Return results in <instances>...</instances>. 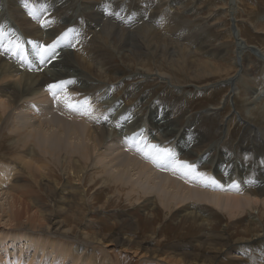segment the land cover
<instances>
[{
    "label": "rangeland",
    "instance_id": "1",
    "mask_svg": "<svg viewBox=\"0 0 264 264\" xmlns=\"http://www.w3.org/2000/svg\"><path fill=\"white\" fill-rule=\"evenodd\" d=\"M24 1L25 4L19 7L18 5L12 4L11 0H0V23H2L1 27H3L4 32L8 31L9 29L13 30V34H8L10 39H15L18 36L19 38L21 37V41H27V52H29V54L31 53V55H33L34 57L36 55L33 49V44L29 43V41L35 42L36 44L51 45L54 41H57L58 39L60 40V44L57 47L56 54L54 56H49L42 64V66L43 68L45 67L44 69L48 70L50 68L49 63H54L58 60H64V62L76 64L77 73L83 76V78L78 81V86L82 85L84 89H86V91L85 94H83V97L82 93H79L78 89H72L71 91L66 90L72 102L77 101L79 98H83L82 102L85 99H88L91 108L96 111H103V109H107L108 111L112 108L109 113V118H111V120H114L116 117L117 120L120 119L119 113H117V111L121 108L122 112H125L124 114L126 115V119L123 120L126 130H129V132L133 131V125L137 124L138 126L141 125L139 129L147 128L146 135H148V132L150 131V109L151 106H154L156 109L154 113L157 115V117H168L169 114L171 115L173 119L172 121H170V123L172 122L175 125L177 124L176 127L180 129L178 130L183 131V138L186 137L187 139H185V142L194 140L190 144L195 145L196 154L205 153L211 155L212 157H217L221 163L225 164L227 168L231 167L235 169L236 172H238V170H240L241 168H247L248 176L244 177L246 178L245 180L242 181V179L244 178H238L237 173L234 175V178H236V181L240 182L241 184L245 181V189H249L248 191H252V193L256 192L258 194V190L256 189L255 184L256 182H261V177L264 175V62L261 59H258L254 52H251L249 50L243 51L237 44L233 36V31L237 30L236 32L240 34L239 37L241 39L244 40L245 37L244 41L246 43L249 42L248 44L254 46H256L257 43L259 49H262V51L264 52V0H213V2L212 0H132L133 6L136 3L149 9L146 16L149 21L151 20L150 13L155 7L157 9L159 7H165L166 9H168V11H170L171 15H173L174 17L173 19L167 20L169 22V30L171 31V33L160 29L158 21H160L161 17L158 16V14L155 17L157 19L156 22L150 21V23H148L150 24V28L153 30H149L150 32L148 30L147 32L143 30V32H139L135 36H125V43L123 44L125 46H121L120 49H115L114 47L115 45L113 44V33H111L110 36H106V34H103L102 31L105 30V26L103 27V23L101 24L103 30L101 29V32L98 35L89 33L90 31H86L89 28L90 19L81 12L83 5L87 1H92L95 3L103 2V0H62L60 1V4L55 0H23L22 2ZM234 1H237L238 6L237 8H235V10L238 9V11H234L231 9L230 3ZM63 2L65 3V6L63 5ZM238 3L242 4L239 5ZM28 4L32 5L33 11L38 6H43L45 8L44 14H38L34 19L33 12L25 11V8ZM218 5H220V7H222L223 9L219 8ZM245 6L248 9H246ZM251 6L254 8L251 9ZM126 8L129 12L128 14L130 15L129 20L132 19L134 21L140 17L139 24H142L143 21L147 20L143 14V16H141V11L143 10H139V12H136L137 8L135 6L134 8L131 7V5H129V1L128 3H126ZM230 11H233V13L230 14ZM145 13L146 12L144 11V14ZM141 17L145 20H141ZM42 21H47L48 23L45 26H42ZM110 21L126 26V28H128L130 24H132L129 23V21L126 19L125 21L127 22V24L121 23L120 17L117 15H115ZM252 23H255L257 25H252ZM62 26H64V28ZM74 26H79L77 27V31H79L78 34L71 33L70 30ZM83 26L84 29H86L85 31H81ZM184 29H187V31L180 35L178 37V40H180L181 43L184 44V47L187 48V51L191 55V57L187 58V66H184L183 63L178 60L177 56L179 51L177 53V48H175L177 38L174 34L182 33ZM238 29L240 31H238ZM59 30L61 31L59 33V37L56 36L55 38L51 39L52 41L49 40L50 37L48 36L53 32ZM156 31L160 34L162 33L161 35L163 37L166 36L165 38L168 39L167 42H169L171 45L168 50L164 47L160 38L155 37ZM66 33L67 35L65 36ZM1 37L3 36H0V38ZM151 39L153 42L151 41ZM138 41L142 46L138 44ZM6 42L7 41H5V43ZM232 47H235V49H233ZM141 49L143 51H141ZM88 50L90 52H88ZM165 50H167V52ZM240 51L241 53H244L241 54ZM127 52L129 54H127ZM151 52L152 55H149L151 54ZM170 52L171 54L175 53V55L170 56ZM119 53L120 55H118ZM31 55L30 57L32 59ZM160 60H165V68L159 63ZM37 61L40 62L38 58ZM157 63L158 65L156 66ZM202 63L206 65H203ZM215 63L217 64L214 65ZM27 65L31 66L32 64L28 63ZM35 65L38 67L36 63ZM97 65L99 66V68ZM242 66L244 67L243 76L247 75L246 77L241 76L242 74L240 72L242 71ZM147 67H149V70L146 69ZM174 67L175 70L173 69ZM166 68L168 69L167 71ZM206 68L209 69L206 70ZM228 68L230 69L227 71ZM217 69L220 70L219 73H215V70ZM176 70L177 72H175ZM196 70L197 72L195 73ZM235 70H237V72ZM157 71H159V73L161 74H159ZM211 71H213L214 74L207 75ZM153 72L154 74H151ZM168 72L171 74L175 73V76H169ZM156 73L162 76L163 79L160 78ZM162 74H164V76ZM84 75L86 77H84ZM233 76L237 78L234 79L233 84L236 85L238 83V85H236V88L238 90L235 89L232 95L233 97L230 96L228 98L226 96L229 95L231 88L230 85L225 81L233 78ZM174 79H176V81ZM218 79H220L221 81ZM168 81H172L171 83L169 82L170 85L168 84ZM178 81L180 84L178 83ZM188 81H190L191 83H189ZM48 94L50 96V90L45 93V95ZM224 97H226V99ZM61 99H63V97ZM54 100L55 99L51 94V97L49 98L50 104ZM115 103L120 105L119 109H116L114 105ZM103 105L104 107H102ZM49 109L50 108H47V111L42 113L43 119H51L52 115L49 113ZM207 109H209L210 111ZM235 110L238 112V114H236L237 119L243 117V119H248L247 121H250L249 123L252 124L251 131H249V129H247L248 127L244 126L243 123H239L237 120L233 119L229 122L227 121V116L231 115ZM160 112L162 113V115L159 114ZM240 112L242 115L240 114ZM114 113H117V115ZM200 113L207 114L208 116L199 118V116L201 115ZM252 116H255V119ZM134 120H136V122ZM10 122L11 121L9 120V123ZM225 124L226 127L223 131L221 125ZM111 125L107 126V131L110 132V134H113L115 127ZM261 125L262 127H260ZM254 126L256 129L260 128L258 132H255L256 129L254 128ZM124 127L118 130L121 131V135L126 134V132L122 130L124 129ZM2 128H6V124ZM141 131L143 132L144 130ZM252 131L255 133H253ZM7 134H9L8 129H3L2 131H0V137L2 141H5V135ZM147 138H150V135H148ZM238 141L239 143H237ZM157 142L158 140L152 141V139H150L147 145H158L160 148L170 149L172 151H175L179 157L193 163L192 160L195 158H186L187 154H184V152L180 153V148L176 144V141H173L172 139L170 141L166 140L163 141V144H158ZM123 144H125L126 146H124ZM123 144L113 149L114 152L110 155H113L112 158H117L118 156L121 160L123 157H125V155H128L130 153L134 154L138 158V156L140 155V151L137 152V148L133 149V151L128 150V148H131L132 146L136 147V144H134L132 141H127ZM143 146H145V142L140 145V147ZM11 149H13V147H8L7 142H5L4 147L2 145L1 152L3 153H0L4 154L5 151L4 159L7 163H9L10 160L13 161L12 159L15 160V158L11 156ZM117 152L119 153V155ZM120 155H122L123 157H120ZM53 168L54 170H52V172H49L50 170H47L44 174L45 176H42L43 172L37 173V192L32 191V188H34L35 184H33L34 180L29 175L18 174L19 176L13 179L15 181L16 179H18V182L16 184L19 183L23 185L24 183L26 188L28 187V190L32 192L31 194H33V196L37 195L40 197L37 198L38 201L34 197L29 198L30 207L39 212V214H43L46 217H49L48 219L52 218V215L53 218H56V220L58 221H61L62 219V231H64L69 237L74 238L75 242L88 241L85 240L86 237H84L85 235H87L90 236L89 239L93 241H97L98 238L96 239V236L101 239L104 238L103 240H110L114 237H118L121 240L129 241L132 243L130 245L132 247L131 250L124 253L123 255H118V257V249H114L113 246H111L110 248L108 247L109 250L106 253H104L105 249L97 248L95 251V253L97 254L96 256L94 252L90 254H93L94 258H96V261L99 264H104V257L107 256V258H110L114 262L117 261V258H120V264H157L152 260L143 262L144 259L142 260V258L151 256L152 254H158L159 256L157 258L162 259L161 256H164L165 254H173V252L175 255L183 254L184 256L188 253L187 259H185L184 257L183 261H188L190 259L188 257L190 256L195 259L196 255H198V257H202L204 260V258L209 255H215V253L217 252H223L224 254L221 255V258H219V260H217L216 262L214 261V264H264V209L259 214H254L253 211L247 207L246 210H244V213H240L241 215L237 213L231 216L229 214L228 216L227 211H222L209 204H188V209L192 207L204 213L203 217H205V222H207L209 225L207 223H204L203 225H200L201 228H199L195 227V225L191 222L193 219L189 214L187 215V218L184 214H182L184 210L183 208L185 207H180V209L174 208V210L172 211V216L170 217L172 219H170L169 216H167L168 211L160 203V200H158V196L157 198H155L152 195H143L142 192L141 195L137 193L129 194L128 191L131 190V185H125L121 189L124 190V192L122 194H119L120 191L119 189H117V184L120 183H116V186L113 183L104 185L102 183V180L104 179L102 178L104 177L103 174L101 175L100 173H95L94 169L89 170L88 174L86 175L87 179L84 181L81 179L82 181L80 180V182L73 179L75 177L73 172H68L67 170L63 169V166L61 167L59 164H57L53 165ZM199 168L206 171V173L211 178H216V181L220 180L221 183L225 182L228 177V174L223 169L218 171L216 168L212 167L209 164H206L204 165V167ZM93 179H95V181ZM66 181L69 182V186H74V188L76 189L74 193H76L75 195L79 196L77 199V204L73 205V207H68L65 204L66 207L64 206L65 208L61 209V207H59L60 204L58 202H54V197L57 196L58 193H62L61 189H63V185ZM94 182H98V184ZM57 189L58 192H56ZM97 192L100 194L98 195ZM84 196H86V198ZM79 202L81 204H78ZM3 203L6 205L5 200H0V210L2 209ZM157 206L158 209L161 208L162 210H158L156 208ZM260 206L261 205L258 204L257 207L259 208ZM152 213L158 215L153 217ZM222 214L224 215V217ZM6 215L0 212V236L7 234L8 232H12V234L14 233L13 228L15 227H12V223L6 221ZM64 215L66 216V218L64 217ZM229 217L232 218L230 219ZM253 217L259 219L261 223L254 222ZM231 222L233 223L234 227ZM253 225L256 227H253ZM257 228L258 230H256ZM241 229L243 231L245 230V233L242 232ZM56 231H58V229ZM232 234H234V236ZM230 235H232V237ZM256 235L261 236L256 241L258 242L259 240H261V244L258 245L255 242H252L250 244L246 243L247 241L257 237ZM220 241L222 242L220 243ZM242 241L244 243H242ZM135 242H140L142 247L136 245ZM74 243L73 239H68V242L64 244H70L69 246H73L72 244ZM246 244L253 247L255 246L258 251L252 249L246 251L244 248H241L248 247ZM230 245H235V248H230ZM148 247H152L151 249L155 252H153L152 254L148 252L146 253L147 250L145 248L148 249ZM13 248L14 246H10L9 244L8 251L6 252L8 254H12L11 252H13ZM135 249H138L139 251L136 256L132 251ZM131 251L133 252V254ZM29 252L27 253L29 254L28 257L32 256L31 254L34 253V251L31 253ZM73 253L77 255L75 252ZM226 256H228L229 258ZM235 256H237V258ZM223 258H225V260ZM45 260L49 261V259ZM84 260L85 256L81 255L76 257L75 259H72L71 263L76 262V264H82ZM194 262H196V264H199L196 260H194ZM212 262L213 261H210L206 264H213ZM71 263L67 261L65 264ZM89 264L92 263L89 262Z\"/></svg>",
    "mask_w": 264,
    "mask_h": 264
},
{
    "label": "bare ground",
    "instance_id": "2",
    "mask_svg": "<svg viewBox=\"0 0 264 264\" xmlns=\"http://www.w3.org/2000/svg\"><path fill=\"white\" fill-rule=\"evenodd\" d=\"M22 1L23 0H11V3L14 5H18L20 7L21 5L25 4V1L24 2H22ZM55 1L60 4V1H62V0H55ZM128 1H129V5H131V7L134 8V6H135L137 8L136 12H139V10H143V11H141L142 12L141 16L144 15V17L147 19L146 16H147V12L149 9H147L144 6H141L139 4H136V3L133 6L132 0H127V1L103 0V2H95V3L92 1H87L83 5L81 12L83 14H85V16L89 17L90 25H89V28L87 30L84 29V26H85L84 25L82 27L81 31L86 30V31H90L89 33L98 35L101 32V29L103 30L102 25H101L103 23V27L105 26V30L102 31L103 34H106V36L107 35L110 36L111 33H113V44L115 45L114 47H115V49L116 48L120 49L121 46H125V45H123L125 43V41H124L125 36H130V35L135 36L139 32H143V30H145L146 32H147V30L148 31L153 30L150 28V24H148V23H150V21L156 22L157 19L155 17L159 14L158 16L161 17L160 21H158L160 29H163L166 32L171 33V31L169 30V22L167 20L173 19L174 17H173V15H171V12L168 11V9H166L165 7L164 8L159 7L157 9L155 7L153 9V11L150 13L151 20L149 21L147 19L146 21H143L142 24H139L140 17L138 19L136 18L137 20H134V21L132 19H131L132 21L129 20L130 15L128 14L129 12L126 8V3H128ZM64 2H63V5L66 3V2L65 3ZM212 2H213V0H212ZM226 4H227V2H226ZM230 4H231L232 10L238 11V9L235 10V8H237V6H238L237 1L231 2ZM240 4H242V3H240ZM247 5H248V3H247ZM218 6H219V8L223 9L222 7H220V5H218ZM245 8H246V6H245ZM252 8H254V7L251 6V9ZM32 9H33L32 5L28 4L25 8V11L33 12L34 19L36 18V16L38 14H44V12H45V8L43 6H40V7L38 6L36 9H34V11ZM217 9H218V7H217ZM246 9H248V8H246ZM144 11L146 12L145 14H144ZM220 12H222V11H220ZM231 13H233V11H230V14ZM115 15L120 17L121 23L127 24V22L125 21V19H126L129 21V23H132V24H130V26L128 28H126V26L116 24V23L110 21ZM247 18H248V16H247ZM141 20H145V19H143L141 17ZM134 25H136V26H134ZM252 25H257V24L252 23ZM1 26H2V23H0V29H3V27H1ZM62 27L64 28V26H62ZM77 27H79V26H74L70 30L71 33L78 34L79 31H77ZM67 28H68V26H67ZM233 29H234V26H233ZM60 30L55 31L52 34H50L48 36V37H50V39L49 38L48 39L51 40V39L55 38L56 36L59 37V35H60L59 33L62 31V30L61 31ZM226 30H228V29H226ZM157 31L155 32V37L160 38L164 47L168 50V48L171 47L170 43L167 42L168 39L165 38L166 36L163 37L161 35L162 33L160 34ZM186 31H187V29H184L182 33L174 34L175 37L177 38V42H176V46H175V48H177L176 52L178 53V51H179L177 58L179 61H181L183 63L184 66H187V58L191 57V55L187 51V48L184 47V44L181 43L180 40H178L179 39L178 37L180 35H182L183 33H185ZM236 31H233L234 32L233 36H234L237 44L240 46V48L243 51L249 50L251 52H254L255 55L257 56V58L261 59L264 62V52L262 51V49H259V47L257 46V43H256L257 40L255 41L257 47L254 45L248 44L249 42L246 43L244 41L245 37H244V40L241 39L239 37L240 34H238ZM238 31H240V30L238 29ZM4 33L6 35H4L3 37L0 38V41H3V42L10 39L8 34H13V30L9 29L8 31H5ZM97 38H99V37H97ZM15 39H12V40H15ZM104 39H105V37H104ZM151 41H152V39H151ZM169 41H170V39H169ZM22 42L24 43L25 47H27V41H22ZM115 42L118 44H116ZM260 42H261V40H260ZM138 44L140 45L139 41H138ZM147 44H149V43H147ZM140 46H142V45H140ZM140 48H142V47H140ZM232 48L235 49V47H232ZM156 49H157V47H156ZM156 49H155V51H156ZM167 50H165V51L167 52ZM141 51H143V50L141 49ZM70 52H72V51H70ZM88 52H90V51L88 50ZM240 53H241V51H240ZM242 53H244V52H242ZM80 54H82V53H80ZM83 54H89V53H83ZM127 54H129V53L127 52ZM30 55H31V53L29 54V52H27V58H28V60H30V63L32 64L31 66H28L27 65L28 63H25L24 61L20 60L19 58L13 57V56H11V54H5L2 51H0V131H2L3 129L9 130V134L5 135L6 139L3 137L5 139V141L4 140L2 141V139L0 137V152L2 151L1 150L2 145L4 147L5 142H7L8 147H13V149H11V154H12L11 156H13L15 158V160L12 159L13 161L10 160V162L7 163L4 159L5 151H4V154H1L3 152L0 153L1 154L0 155V200H5V203H6V205L4 203L2 204V209L0 210V212H2V214H5V215L7 214L6 215V218H7L6 221H9L10 223H12V227H15V228H13L14 229L13 234H12V232H8L7 234L0 236V251H1L0 252V264H65L67 261L71 263L72 259H75L76 257L81 256V255L85 256L84 262L83 263L81 262L82 264H89V262H91L92 264H99L96 261V258H94L93 254H90L93 252L95 253L97 248L98 249H105L104 253H106L109 250L108 247L110 248L111 246H113L114 249H118L117 257H118V255H123L124 253L131 250L132 247L130 245L132 243L129 241L121 240L118 237H114L113 239H110L111 240L110 241V240H103L104 238L101 239V238L96 236V239L98 238L97 241H93V240L89 239L90 236L85 235L84 236V237H86L85 240H88V241H82V242L76 241L75 242L74 238L69 237L68 235H66V233L64 231H62V227H61L62 219H61V221H58V220H56V218H53V215H52V218L48 219L49 217H46L43 214H39V212H37L36 210H34L30 207V205H29L30 199L29 198L34 197L37 200V198H40V197L37 195L33 196V194H31L32 192L28 190V187L26 188L24 183H23V185H21L19 183L16 184L18 182V179H16V181L14 179L19 176L18 174L29 175L34 180L33 184H35L34 188H32V191L37 192L38 191L36 189V186L38 185V182L36 179L37 173L43 172L42 176H45L44 174L46 173V171L50 170L49 172H52V170H54L53 165H57V164H59L61 167L63 166V169L67 170L68 172H73V174L75 176L73 179H75L77 181H80L81 179L83 181L86 180L87 179L86 175L88 174V171L91 169H94L95 173H100L101 175L103 174L104 177H102V176L101 177L104 178L102 180L103 181L102 183L104 185L105 184H112V183L115 185L116 183H120V184H117L118 185L117 189H119V191H120L119 194H122L124 192V190H121V189L125 185H131V190L128 191L129 194L137 193V194L141 195V192H142L143 195H152L155 198H157V196H158V200H160V203L168 211L167 216H169V218L172 216V211L174 210V208L180 209V207H185V208H183L184 210H183L182 214H184L186 218H187V215L189 214L193 219L191 222L195 225V227H199V228H201L200 225L207 223V222H205L206 221L204 219L205 217H203L204 213H202V211L197 210L196 208L190 207L188 209V207H187L188 204H191V203L209 204V205H212L213 207L218 208L222 211H227L228 216H229V214L231 216V215H235L237 213H239V214L244 213V210H246L247 207L250 208L254 214L255 213L259 214L264 209L263 208L264 207V175L261 177L262 181L256 182V184H255L256 189L258 190V194L256 192L252 193V191H248L249 189H245V184H244L245 181L242 182V184H241L240 182L236 181L237 180L236 178H234V175L236 173H237L238 178H240V179L247 177L248 176L247 168H241L240 170H238V172H236V170L231 168V167L227 168L225 166V164L221 163L217 157H212L211 155L205 154V153L196 154L195 153V145L190 144L194 140H192L190 142L189 141L185 142L186 137L183 138L184 137L183 131H179L180 129L176 127L177 124L175 125L172 122L170 123V121H172V119H173L171 117V115L169 114L168 117L167 116L157 117V115L154 113L156 111L154 106H151V109H150V112H151L150 113V120H151L150 122L151 123L149 124V130L150 131L148 132V135H150V138H147V136H148V135H146L147 134V128H140L139 129V127L141 125L140 126H138L137 124L133 125V131L134 132L133 131L129 132V130H126V128L124 127L125 124L123 123V120L126 119V115L124 114L125 112L124 113L122 112L120 105L117 103H115L114 105H115L116 109L120 108L117 111V113H119V118H120L118 120H117V117L114 120H111V118H109V113H110V110L112 108L108 111H107V109H103V111H101V110L96 111L93 109V115L96 116L97 119H92L90 116L78 114L76 112L69 110L65 106L63 99H61L59 101H57L55 99L50 104L49 98L51 97V94H50V96H49V94L45 95V93L49 90L50 84L59 83L61 80H63V81H75V83L67 84L66 90L71 91L72 89H78L79 93L81 92L83 95V94H85L86 89H84V87L82 85L78 86V83H79L78 81L80 79H82L83 76L77 73L75 63H68V62H64V60H58L54 63H49L50 68L48 70H46V69H44L45 67L43 68L42 64L37 61L36 56L34 57L33 55H31L32 56V59H31ZM118 55H120V53ZM149 55H152V52ZM172 55L174 56L175 53L171 54V52H170V56H172ZM126 56H129V55H126ZM163 56H167V55H163ZM160 58H158V59H160ZM76 59H77V57H76ZM131 59H132V57H131ZM53 61H55V60H53ZM34 62L38 65V67L35 65ZM87 62H88V60H87ZM104 62H106V61H104ZM159 63L165 68V66H164L165 60L164 61L160 60ZM167 63H168V61H167ZM198 63H199V60H198ZM216 64L217 63H215L214 65H216ZM157 65H158V63L156 64V66ZM172 65H173V63H172ZM203 65H206V64H203ZM240 65H241V63H240ZM32 66H33V68H32ZM40 67H42L43 69ZM98 68H99V66H98ZM148 68L149 67H147L146 69H148ZM167 68H166V71L168 70ZM171 69H172V67H171ZM173 69L175 70V67ZM208 69L206 68V70H208ZM229 69L230 68H228L227 71ZM241 70L242 71L240 73L242 74L241 76H243V72H244L243 66H242ZM203 71H204V69H203ZM235 71L237 72V70H235ZM157 72L159 73V71H157ZM170 72H171V70H170ZM175 72H177V70ZM196 72H197V70L195 71V73ZM219 72H220L219 69L215 70V73H219ZM247 72H248V70H247ZM137 73H139V72H137ZM151 74H154V72ZM159 74H161V73H159ZM159 74H157V75L163 79V77L160 76ZM164 74H162V75L164 76ZM213 74H214V72L211 71L207 75H213ZM168 75L169 76H175V73H172V74L169 73ZM246 76H243V77H246ZM84 77H86V76L84 75ZM205 78H207V77H205ZM234 79H237V78L233 76V78H230L229 80L225 81L227 84L230 85V88H231L230 93L228 92L229 95L226 96L228 98L230 96H232L235 89H237L236 85H238V83L236 85H234L233 84ZM167 80H168V78H167ZM174 80L176 81V79H174ZM194 80H195V78H194ZM218 80H220V79H218ZM172 81H168V84L170 85V83ZM175 81H174V84H175ZM188 82L191 83L190 81H188ZM178 83H179V81H178ZM198 86H202V85H198ZM211 90H212V88H211ZM83 97H84V95H83ZM226 97H224V98L226 99ZM243 98H244V96H243ZM82 99L83 98H79L77 101H75V100L74 101L82 103ZM228 102H229V100H228ZM234 104H235V102H234ZM104 105L102 107H104ZM47 108H50L49 113L52 115L51 119H47V118L43 119L42 113L46 112ZM207 110H209V109H207ZM240 110H241V108H240ZM117 113H114V114L117 115ZM159 114L162 115L161 112ZM200 114H201L200 116L198 115L199 118H204V117L208 116L207 114H202V113H200ZM236 114H238V112L235 110L234 112H232L231 115L227 116V118H226L227 121L229 122L233 119L237 120L239 123H243L244 126L248 127L247 129H249V131H251L252 124L249 123L250 121H247L248 119L246 117L245 118L247 120L243 119V117L240 119H237ZM240 114H241V112H240ZM246 115H248V114H246ZM260 115H262V114H260ZM105 116L108 117L107 120L103 119V117H105ZM223 116H224V114H223ZM243 116H244V114H243ZM252 117H254V119H255V116H252ZM9 120L11 121L10 123H9ZM134 121L136 122V120H134ZM5 124H6V128H2ZM108 125L115 127L113 134H110V132L107 131ZM117 125H119V127H117ZM122 127H124V129H122V130H124L126 132L125 135H121L120 134L121 131H118ZM221 127H222V130L224 131L226 124L221 125ZM228 127H230V126H228ZM260 127H262V125ZM231 128H233V127H231ZM254 128H255V126H254ZM259 129L260 128H257L255 132H258ZM130 130H131V128H130ZM141 130H144V131L142 132ZM227 131H228V129H227ZM231 131H232V129H231ZM255 132H253V133H255ZM111 133H112V131H111ZM229 133H230V131H229ZM137 134H139V136L136 139L134 144H138L139 146L143 142H145V146H146L147 143L150 141V139H152V141L158 140V142H157L158 144H163V141H166V140L170 141L171 139L173 141H176V144L180 148V151H179L180 153L184 152V154H187L186 158L187 157H189V158L194 157L195 158L192 160L193 161V163H192L186 159L179 157L175 151H172L173 153H175L176 159L178 161H181V162H187L189 164L195 165L196 172L203 173L207 177H210V176L206 173V171L201 170L199 167H204V165L209 164L212 167L216 168L218 171L223 169L228 174L226 181L224 180L225 182L221 183L220 180H217L219 182V184L223 186V188L214 187V186H207L206 187L200 182V180L198 178H195L193 175H184L180 171L174 172V171L167 170V169H161V168L157 167L155 164H153L150 159H147L142 152H139L140 155L138 156V158L134 154H131V153L128 155H125V157L120 155V157L121 156L123 157L121 160L118 156H117V158L116 157L112 158L113 155L110 156L114 152V150H113L114 148L121 146L124 142L130 141L126 138L137 136ZM249 134H251V133H249ZM110 135H112V136H110ZM153 135H154V137H153ZM261 135H263V134H261ZM151 137H153V138H151ZM168 138H170V139H168ZM254 138H255V136H254ZM232 142H234V141H232ZM235 142H236V140H235ZM241 142H243V141H241ZM237 143H239V141ZM123 145L126 146L125 144H123ZM145 146H143V147H145ZM133 149H136V147L132 146L131 148H128L129 151H133ZM161 149H165V148H161ZM116 155H114V156H116ZM118 155H119V153H118ZM235 161H236V159H235ZM105 175H107V176H105ZM245 179L246 178L242 179V181ZM93 180L95 181V179H93ZM233 182H236L239 184V190H236V189L230 187V185ZM94 183L98 184V182H94ZM96 184H95V186H96ZM40 190H41V187H40ZM61 190H62V193H58V195L54 197V202L55 203L58 202L60 204L59 207H61V209L65 208L66 206H68V207L72 206L73 207V205L77 204V199H78L79 195L78 196L75 195L76 193H74V192L76 189L74 188V186L73 187L69 186V182L66 181L63 185V189H61ZM115 190H116V188H115ZM56 192H58V189ZM20 193H21V195H20ZM97 194L99 195L100 193L97 192ZM138 196H137V199H138ZM84 197L86 198V196H84ZM65 204H66V206H65ZM78 204H81V203L79 202ZM258 204L261 205L259 207L260 209L257 207ZM7 206H8V208H7ZM156 208L158 209V206ZM80 209H81V207H80ZM160 209H158V210H160ZM150 211H152V210H150ZM68 212H69V210H68ZM49 213H51V212H49ZM74 214H76V213H74ZM157 215L158 214L152 213L153 217H155ZM250 215H252V214H250ZM64 217L66 218L65 215H64ZM223 217H224V215H223ZM232 217H234V216H232ZM76 218H78V217H76ZM253 218H254L253 219L254 222H256V223L260 222L259 219L255 218V217H253ZM170 219H172V218H170ZM118 221H120V220H118ZM166 223H167V219H166ZM123 224H125V223H123ZM231 224L233 225L232 222H231ZM233 227H234V225H233ZM253 227H256V226L253 225ZM240 228H242V227H240ZM57 229H58V231H56ZM69 229H67V230H69ZM256 230H258V228ZM24 231H26V232H24ZM229 231H231V230H229ZM244 231L242 230V232H244ZM87 233H88V230H87ZM205 235H207V234H205ZM232 235L234 236V234H232ZM232 235H230V236L232 237ZM260 235L259 236L256 235L257 237H255V238L253 237L254 239L249 240L246 243L250 244L252 242H255L258 245L261 244V242H262L261 240L256 242L261 237ZM250 238H252V237H250ZM68 239L69 240L73 239V243L75 242L74 244H72L73 246H69L70 244H64V243L68 242ZM205 239H206V237H205ZM133 241H135V240H133ZM222 241H220V243ZM135 243L139 247H142L140 242H135ZM160 243H159V245H160ZM242 243H244V242L242 241ZM9 244H10V246H14L13 252H11L12 254H10V253L8 254L6 252V251H8ZM235 244H237V243H235ZM247 246L248 247H241V248H244L246 251L247 250L249 251L250 249L258 251L255 246L254 247L249 246V245H247ZM193 247H195V246H193ZM229 247L235 248V245H230ZM151 248H149V247H148V249L145 248L147 250L146 253L148 252V253L152 254L153 252H155ZM206 249H208V248H206ZM33 251H34V253H32L31 254L32 256H30L31 258L28 257L29 254H27V253L28 252L31 253ZM132 251L134 252L135 256L139 252L138 249H135ZM186 251H187V249H186ZM73 252H75L77 255H75ZM131 252H130V254H131ZM133 252H132V254H133ZM108 253H110V252H108ZM226 253H227V251H226ZM140 254H141V252H140ZM187 254L185 256L183 254L175 255L173 252V254L171 253L168 255L165 254L164 256H161L162 259L157 258L159 256L158 254L157 255L152 254L153 256L151 255V256H146L144 258H142V257L141 258H142V260L144 259L143 262H148V261L152 260V261H155L157 264H196V262H194V260H196L199 264H206L207 262H210V261H213L212 263L214 264V261L216 262L217 260H219V258H221V255H223L224 253L223 252H217V253H215V255L212 254V255L205 257L204 260L202 257H198V255L195 256V259H193V257L190 256V257H188V258H190L188 261H183L184 257H185V259H187ZM96 255L97 254L95 253V256ZM107 257H104V264H120V258H117V261L114 262L113 260H111L110 258H107ZM226 257H228V256H226ZM235 257L237 258V256H235ZM232 258H234V257H232ZM45 259H49V261H47ZM223 259L225 260V258H223ZM74 263L76 264V262H73L71 264H74ZM220 263H222V262H220ZM141 264H143V263H141Z\"/></svg>",
    "mask_w": 264,
    "mask_h": 264
},
{
    "label": "snow or ice",
    "instance_id": "3",
    "mask_svg": "<svg viewBox=\"0 0 264 264\" xmlns=\"http://www.w3.org/2000/svg\"><path fill=\"white\" fill-rule=\"evenodd\" d=\"M41 23L42 26H45L48 22L42 21ZM4 35H6L4 30L0 29V36ZM66 35L67 33L65 36ZM29 43L33 44L35 55L40 63L43 64L49 56H54L56 54V49L60 44V40L58 39L57 41H54L51 45L36 44L32 41H29ZM0 51L5 54H11V56L17 57L25 63L30 64V61L27 58V49L18 36L15 40L8 39L6 43L0 41ZM69 83H75V81H60L59 83L50 84L49 90L51 91L53 98L59 101L63 97V102L69 110L78 114L90 116L92 119H97V117L93 115V109L91 108L88 99H85L82 103L71 101L70 96L66 92V85ZM103 119L107 120L108 117L105 116ZM117 127H119V125H117ZM138 136L139 134L126 139L135 143ZM136 148L137 151L142 152L147 159H150L153 164L161 169H167L174 172L180 171L184 175H193L206 187L214 186L223 188V186L220 185L214 178L207 177L203 173L196 172L195 165L178 161L175 157V153H173L170 149H161L158 145H146L142 148L138 144H136ZM230 187L239 190V184L236 182H233Z\"/></svg>",
    "mask_w": 264,
    "mask_h": 264
}]
</instances>
